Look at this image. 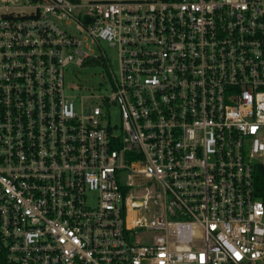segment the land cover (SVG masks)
<instances>
[{"label": "built area", "instance_id": "built-area-1", "mask_svg": "<svg viewBox=\"0 0 264 264\" xmlns=\"http://www.w3.org/2000/svg\"><path fill=\"white\" fill-rule=\"evenodd\" d=\"M0 249L264 264V0H0Z\"/></svg>", "mask_w": 264, "mask_h": 264}, {"label": "rangeland", "instance_id": "rangeland-1", "mask_svg": "<svg viewBox=\"0 0 264 264\" xmlns=\"http://www.w3.org/2000/svg\"><path fill=\"white\" fill-rule=\"evenodd\" d=\"M102 47L114 67H117V48L109 44L107 41L102 43ZM91 49L96 55L101 52V49H99L97 45L92 46ZM104 81V73L98 65L79 66L72 63L66 68L67 85L71 86L69 90L75 93H89L91 91L96 92L100 87H102V83H104Z\"/></svg>", "mask_w": 264, "mask_h": 264}, {"label": "trees", "instance_id": "trees-1", "mask_svg": "<svg viewBox=\"0 0 264 264\" xmlns=\"http://www.w3.org/2000/svg\"><path fill=\"white\" fill-rule=\"evenodd\" d=\"M102 58L101 57H97V58H93V59H89L87 61V63L85 64V66H91V65H98L101 64L102 62ZM0 264H5V255H4V251L2 249H0Z\"/></svg>", "mask_w": 264, "mask_h": 264}]
</instances>
